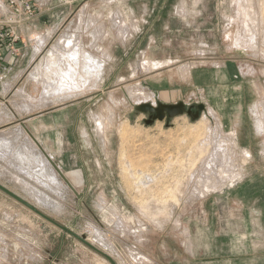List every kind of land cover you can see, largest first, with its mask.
I'll list each match as a JSON object with an SVG mask.
<instances>
[{
    "label": "rangeland",
    "instance_id": "374dc122",
    "mask_svg": "<svg viewBox=\"0 0 264 264\" xmlns=\"http://www.w3.org/2000/svg\"><path fill=\"white\" fill-rule=\"evenodd\" d=\"M54 4L45 27L62 17L60 31L23 72L7 114L78 102L69 122L83 111L79 128L87 104L97 148L89 176L65 170L76 171L78 198L47 166L37 181L36 166L11 167L4 156L0 183L117 264H264V231L251 229L264 201V151L249 158L233 136L245 137L248 107L259 116L264 101V0ZM232 94L245 102L224 101ZM157 102L184 111L160 120L139 109ZM198 104L218 108L220 120ZM0 264L110 263L0 191Z\"/></svg>",
    "mask_w": 264,
    "mask_h": 264
},
{
    "label": "crops",
    "instance_id": "0c3cea01",
    "mask_svg": "<svg viewBox=\"0 0 264 264\" xmlns=\"http://www.w3.org/2000/svg\"><path fill=\"white\" fill-rule=\"evenodd\" d=\"M66 2L68 0H38L34 18L24 22L15 29L21 38L16 44L18 46L17 54L12 57L5 54L2 63H0V158L6 156L8 158L7 164L11 167H18V165L27 167L36 166V171L40 172L34 178L37 181L45 179L46 166L51 170L53 176L60 178L46 159L43 151L60 167L65 175L66 169L79 167V175H83L88 179V167L91 158H93L91 155L97 149L93 146L91 138L87 133L88 127L85 119L89 120L91 118L86 112L87 104H84V127L79 126V128L76 123L77 119L82 117L83 111H80L76 117L74 116V125H71L69 122V119H71L70 110L78 102L63 104L58 107L53 106L44 112H38L33 115L22 116L21 114H17L8 116L7 114V111L11 108L10 102H13L23 91L22 84L25 78L22 75L23 72L36 60L39 54L43 53L55 29L60 31V23L63 18L57 16L54 20L57 22L55 26L51 29L47 28L45 27V23L47 22L45 10L53 3L62 5L66 4ZM188 76L190 77L191 74ZM152 93H154V96L157 95L158 99H161L162 96L168 99V95H170L169 92L162 95L157 94L155 90ZM230 100H232L231 102H245V98L241 94H232L228 100L224 97V101L230 102ZM253 101L254 99L251 95V102ZM248 109L251 110V114H254L253 118H251L250 129L245 133V137H241L238 130H234L233 136L236 138V144H241L242 140L245 141L243 149L247 152L249 158H251L252 149L259 147L262 153L264 151V101L261 102V106L258 109L260 113L257 111L259 116L255 115L253 104ZM204 110L209 111L211 115L220 120V116L217 114L218 108L205 105ZM241 124V120L235 121L236 126ZM74 142L75 144L76 142L80 144H76L75 146ZM3 145H6L8 148L5 152L2 147ZM73 174L66 176L70 182L74 179L76 171ZM38 175L42 176L39 177ZM234 192L237 194L240 191ZM252 218L254 225L251 226V229L255 230L259 228L261 231H264V201L261 202L260 209L255 210ZM257 222L259 223L257 224Z\"/></svg>",
    "mask_w": 264,
    "mask_h": 264
},
{
    "label": "water",
    "instance_id": "95a60500",
    "mask_svg": "<svg viewBox=\"0 0 264 264\" xmlns=\"http://www.w3.org/2000/svg\"><path fill=\"white\" fill-rule=\"evenodd\" d=\"M159 106L156 108L150 104H141L139 106V109L144 112H153L155 111L157 114V117L162 120L163 117L165 116V113L167 114L168 117L177 115L179 113H182L184 111L183 104L177 103L176 105H169V104H158ZM205 106L203 104H198L197 109L199 111L204 110ZM187 113L191 116H193L190 112V110L187 111ZM197 114V113H196ZM197 116V115H196ZM45 154L46 159L48 162L52 165L53 169L56 171V173L60 176L62 181L77 195L79 198L81 196V191H77L76 188L73 186V184L68 180L66 175L62 172L60 167L43 151ZM0 191L14 199L15 201L19 202L32 212H34L36 215L39 217L43 218L44 220L50 222L54 226L58 227L63 233H66L68 235H71L78 241H80L82 244L85 246L89 247L90 249L94 250L95 252L99 253L102 255L110 264H117L116 261L108 254L100 251L97 249L95 246H93L90 242L87 241L84 235H78L77 233L73 232L69 228L59 224L56 220H54L52 217L44 213L42 210L37 208L35 205L24 199L23 197L19 196L18 194L14 193L10 189H8L6 186L2 185L0 183Z\"/></svg>",
    "mask_w": 264,
    "mask_h": 264
},
{
    "label": "built area",
    "instance_id": "2783aa9c",
    "mask_svg": "<svg viewBox=\"0 0 264 264\" xmlns=\"http://www.w3.org/2000/svg\"><path fill=\"white\" fill-rule=\"evenodd\" d=\"M38 0H0V63L4 55L15 56L20 36L16 27L34 18Z\"/></svg>",
    "mask_w": 264,
    "mask_h": 264
},
{
    "label": "bare ground",
    "instance_id": "6f19581e",
    "mask_svg": "<svg viewBox=\"0 0 264 264\" xmlns=\"http://www.w3.org/2000/svg\"><path fill=\"white\" fill-rule=\"evenodd\" d=\"M243 11V10H242ZM244 13V12H243ZM244 19V18H243ZM123 32V31H122ZM54 52H51V56H53ZM154 67V66H153ZM247 153V152H246ZM105 261V260H104Z\"/></svg>",
    "mask_w": 264,
    "mask_h": 264
}]
</instances>
